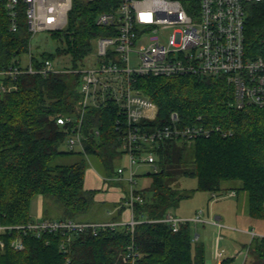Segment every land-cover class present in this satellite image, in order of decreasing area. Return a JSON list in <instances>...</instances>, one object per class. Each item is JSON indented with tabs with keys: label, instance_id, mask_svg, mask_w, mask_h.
Here are the masks:
<instances>
[{
	"label": "trees",
	"instance_id": "16d2710c",
	"mask_svg": "<svg viewBox=\"0 0 264 264\" xmlns=\"http://www.w3.org/2000/svg\"><path fill=\"white\" fill-rule=\"evenodd\" d=\"M107 10L108 0L76 1L66 29L52 34L59 43L56 54H36L34 67L70 56L72 66L65 68L80 69L79 63L93 54L97 38L110 34L111 27L97 24ZM248 39L255 54H264V6L253 10ZM28 40L24 26L17 34L10 33L5 24L1 27L0 69L28 54ZM81 77L78 73L22 75L16 81V92L0 94V226H26L45 220L100 223L101 218L86 217L97 207L106 213L105 205L96 200L98 191L87 189L85 179L91 166L89 158L93 157L106 184L119 185L114 159L124 152L116 126L117 106L108 102L105 108L88 110L83 150L67 149L66 126L57 123L58 118L77 115ZM140 84L159 110L156 120L141 123V127L155 130L168 124L172 114H178L186 124L201 117L202 125L221 126L232 132L226 137L214 133L195 142L167 140L154 144L150 152L157 158V171L147 174L151 178L148 187L135 188V193L144 198L143 204L134 206V218L140 221L134 232L139 252L136 264H205L204 247L194 246L191 223L174 232L170 225L157 221L189 197L176 185L178 179L189 177L197 179L198 191L212 196L246 192L249 216L264 220V110L233 109L229 87L222 79L148 78ZM120 185L125 192L117 216L128 207L129 187ZM38 197L43 198L44 205L53 203L55 219L46 215L47 211V218H33L32 204ZM17 237V230L0 233V243H4V248L0 245V264H126L127 247L132 242L126 227L102 231L98 236L91 232H55L38 239L28 233L23 236V251L12 246ZM63 244L66 252L61 249ZM245 248L250 258L246 264H264V238H253ZM232 261L226 259L221 264Z\"/></svg>",
	"mask_w": 264,
	"mask_h": 264
},
{
	"label": "built area",
	"instance_id": "2783aa9c",
	"mask_svg": "<svg viewBox=\"0 0 264 264\" xmlns=\"http://www.w3.org/2000/svg\"><path fill=\"white\" fill-rule=\"evenodd\" d=\"M76 1L94 3L99 0H0V29L5 24L10 33L17 34L24 26L29 37L28 64L23 66L17 58L0 69V94L16 92V81L22 75L81 74L77 115L57 120L60 126H66L69 151L84 148L88 110L105 108L108 102L115 104L119 115L116 126L120 131V149L129 160L128 175L125 176V170L119 168L116 180L128 184L129 196L125 204L130 208L132 218L127 222L100 223L36 221L26 226H0V233L19 231L20 237L12 246L16 251H23V236L28 233L38 239L55 232L64 235L91 232L98 236L102 231L126 227L132 235V242L127 247L125 261L126 264H136L139 252L134 244V232L140 221L134 218V206L143 204L144 198L135 193L134 166L150 164L156 172L157 158L150 149L159 142H195L210 138L214 133L223 137L232 135L231 130H223L221 126L200 124L201 117L193 124H186L178 114H172L168 124L155 130L141 127V123L156 120L159 110L145 95L140 83L148 78L222 79L229 87L233 109L264 110V54H255L248 39L253 10L264 6V0H108V10L99 16L97 24L111 27L110 34L97 38V61L93 65L71 70L46 60L40 68H35L34 37L41 32L54 34L65 30ZM166 30L172 33L164 40L161 34ZM133 53L138 58L134 67L131 63ZM96 135H100L99 131ZM234 195V192L229 194ZM157 222L170 225L174 232H178L183 224L210 223L204 218V211L192 219L168 214ZM213 224L221 227L219 222ZM250 234L253 238H264V234L254 231ZM194 240L198 241L199 236L196 235ZM0 245L4 248L3 242ZM61 249L66 252V245L63 244ZM216 258H222V254L217 253Z\"/></svg>",
	"mask_w": 264,
	"mask_h": 264
},
{
	"label": "rangeland",
	"instance_id": "374dc122",
	"mask_svg": "<svg viewBox=\"0 0 264 264\" xmlns=\"http://www.w3.org/2000/svg\"><path fill=\"white\" fill-rule=\"evenodd\" d=\"M171 30L162 32V37L165 40L170 34ZM59 43H57L52 37L50 32L38 33L33 39V53H52L56 54V50ZM94 54L87 57L81 66L89 67L96 61L97 44H94ZM132 66L138 64V58L135 53L132 54ZM21 60L23 66H26L29 62V55L24 54L18 57ZM54 63L58 67L70 68L72 66V58L70 56L57 57ZM66 150V147L64 148ZM78 151V150H77ZM89 163L97 167V160L93 157L89 158ZM115 168L118 166H129V160L124 153L119 154L114 159ZM98 168V167H97ZM136 175V190H142L148 187L151 183V178L147 176L148 173L154 171V167L150 164H138L134 166ZM230 184V183H229ZM234 184L235 183H231ZM234 187H238L239 183H236ZM125 185V184H124ZM176 185L183 190V193L189 194V197L181 201L178 208L172 211L170 214L176 217L184 219H192L197 216L198 213L204 211V218L209 221L208 224L191 223V234L195 239L196 235L199 236V240L194 242V246L202 245L205 250V264H221L223 260L233 259L230 264H246L250 259L246 245H250L253 241V237L250 232L255 230L259 233H264V220L252 219L248 213V198L247 193L239 191L240 197L229 198V194L220 196H212L207 192L198 191V181L196 178H180L176 182ZM126 186V185H125ZM128 189V186H127ZM239 189V188H238ZM212 201L209 202V199ZM244 198V199H243ZM53 203L49 205H42L39 209L43 211L42 215L38 218L36 214V203H33V218L44 219L46 215L50 214V217H54L55 208L52 207ZM107 208V206H105ZM106 210V209H105ZM47 211V214H46ZM101 208L93 209V211L86 217L88 219H94L95 217L104 219L105 213H101ZM46 214V215H44ZM221 215L220 221L217 216ZM54 217L53 219H55ZM213 222H219L221 227H217ZM222 254V258H216V254Z\"/></svg>",
	"mask_w": 264,
	"mask_h": 264
},
{
	"label": "crops",
	"instance_id": "0c3cea01",
	"mask_svg": "<svg viewBox=\"0 0 264 264\" xmlns=\"http://www.w3.org/2000/svg\"><path fill=\"white\" fill-rule=\"evenodd\" d=\"M119 168H123L125 170V172H126L125 176L128 175V172H129V166L128 165L118 166V167H116V171ZM99 172L100 171H98V169L95 166L91 165L87 170L86 179H85V185H86L87 189L98 191V195L96 196V200H97L98 204H100L101 206L102 205L107 206L105 218L98 221V222H114V221H116V222H127V221H129L132 218V212H131L130 208H128V207H125L126 209L124 211H122L121 215L117 216L119 209L123 205L122 201H123V196H124V192H125V190L122 189L123 186L120 184L121 183L125 184L126 188H127L128 184L126 182H124V180H120V181H118L119 185H117V186L108 185L105 182L106 178ZM238 196L240 197V195L237 194L234 196H230L229 198H235ZM33 203L34 204L36 203V208H35L36 214H37L36 218H38L43 213V211H41L39 209V207L41 208V206L43 205V198L38 197L33 201ZM125 206H127V205H125ZM32 210H33V204H32ZM32 216H33V214H32ZM117 217H118V219L115 220V218H117ZM221 218H222L221 215L217 216V219L219 221ZM252 231L256 232L255 230H252ZM259 232H263V231H259ZM259 232H256V233L264 234V233H259Z\"/></svg>",
	"mask_w": 264,
	"mask_h": 264
}]
</instances>
